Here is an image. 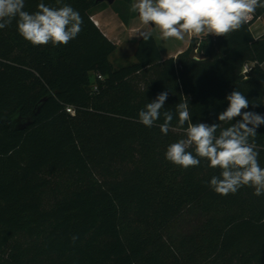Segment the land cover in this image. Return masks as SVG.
Returning <instances> with one entry per match:
<instances>
[{"label": "trees", "instance_id": "16d2710c", "mask_svg": "<svg viewBox=\"0 0 264 264\" xmlns=\"http://www.w3.org/2000/svg\"><path fill=\"white\" fill-rule=\"evenodd\" d=\"M41 2L73 7L82 31L34 46L15 20L0 29V264H264V195L216 193L209 182L221 170L206 159L188 169L165 159L183 130L161 133L162 115L138 122L164 91L173 127L185 100L193 124L230 126L218 114L234 90L249 100L242 112L264 115V33L252 29L264 8L226 36L192 37L176 56L164 58L153 33L140 37L135 61L114 66L118 45L92 18L108 2L25 0L24 10ZM17 117L31 121L17 128ZM255 143L264 168V124Z\"/></svg>", "mask_w": 264, "mask_h": 264}, {"label": "clouds", "instance_id": "9594fccd", "mask_svg": "<svg viewBox=\"0 0 264 264\" xmlns=\"http://www.w3.org/2000/svg\"><path fill=\"white\" fill-rule=\"evenodd\" d=\"M24 7L25 0H0V29L15 20L19 34L34 46L66 45L82 31L80 13L68 4L50 7L41 2L33 13L25 11ZM257 8H264V0H135L130 5V11L138 13L140 22L153 25L164 40H183L185 34L226 36L247 22ZM138 35L146 41L152 32L140 31ZM167 98V91L159 93L138 113V122L146 127L154 126L162 115L163 123L159 128L165 135L170 130H183L184 138L167 147L165 159L184 169L198 166L201 158L206 159L209 167L221 170L219 176H213L209 182L220 195L235 194L244 186L253 188L256 196L264 195V168L258 163L255 143L264 115L242 112L249 106L247 97L235 90L226 96L229 104L218 114V120L230 124L228 127H221L220 123L193 124L187 100L176 104L178 123L173 127V113L161 112ZM238 116L241 119L232 123Z\"/></svg>", "mask_w": 264, "mask_h": 264}, {"label": "rangeland", "instance_id": "374dc122", "mask_svg": "<svg viewBox=\"0 0 264 264\" xmlns=\"http://www.w3.org/2000/svg\"><path fill=\"white\" fill-rule=\"evenodd\" d=\"M134 2H135V0H131V2L125 1V0H120V1L118 0L112 4L106 3V4L102 5L101 9H108V11L110 13H112V11H114L117 14V16L119 17V19L122 22H124L125 24H128V22L123 21V18H126V17L128 18V20L131 18H135L140 22L139 17H138V13H134V12L130 11V5ZM92 18H93V15H92ZM114 21L116 23V18L114 19ZM117 26H119V25H117ZM120 28H122V25H120ZM144 28H146L148 31H151L156 37H158L160 40H162L160 38V35H159V30L156 29L153 25H144ZM252 29H253V31L257 37L260 36L261 34H263L264 33V20L261 18H257L252 24ZM121 30L122 29H120V31ZM205 35H209V34H201L200 36L193 35V37L201 38ZM187 37H188V34H185L183 40H177L175 38H171L169 43H171V46L173 48L175 46L183 44ZM136 47H137V41L135 40V38H132V37L121 38L116 52L111 55V60L114 64V66H119V65L134 62L135 61ZM196 56L201 57V54L197 53Z\"/></svg>", "mask_w": 264, "mask_h": 264}, {"label": "crops", "instance_id": "0c3cea01", "mask_svg": "<svg viewBox=\"0 0 264 264\" xmlns=\"http://www.w3.org/2000/svg\"><path fill=\"white\" fill-rule=\"evenodd\" d=\"M115 18H116L117 24L114 21ZM93 19L96 22V24L101 28V30L112 41L117 43V45H119L121 38L132 37V38H135L136 41H138V39L141 37L138 35V33L140 31H148L146 28H144V25L140 23L137 19L131 18L128 20V24H125L119 19V17L114 11L110 13L108 9H98L94 11ZM120 25H122V28H120ZM120 29L122 30L120 31ZM192 37L193 35L188 34V37L185 39V42L183 44H180L173 48L171 46V43H169L171 38L167 40H164V39L160 40L158 37H156V39H157L162 56L164 58H167L170 56H176L181 51L186 49L189 46Z\"/></svg>", "mask_w": 264, "mask_h": 264}, {"label": "built area", "instance_id": "2783aa9c", "mask_svg": "<svg viewBox=\"0 0 264 264\" xmlns=\"http://www.w3.org/2000/svg\"><path fill=\"white\" fill-rule=\"evenodd\" d=\"M252 17H253V15L251 14V16L249 17V19H248L247 21H250V20L252 19ZM252 66H253V63H246V64L244 65L243 72H244V73H247V72L252 68ZM95 77H96V79H95V82L93 83V89H94L95 91H97V90H98V80H103L104 77H103V75H101V74H95ZM66 110H67L68 112L72 113V114L75 113L74 108L71 107V106H68V107L66 108Z\"/></svg>", "mask_w": 264, "mask_h": 264}, {"label": "water", "instance_id": "95a60500", "mask_svg": "<svg viewBox=\"0 0 264 264\" xmlns=\"http://www.w3.org/2000/svg\"><path fill=\"white\" fill-rule=\"evenodd\" d=\"M98 1H101V2L106 1L109 4H112L116 0H98ZM39 110H40V107H38L35 112L37 113V112H39ZM30 121H31V118L30 117H27L25 119H22L20 117H17V118H14L13 119V123L16 125L17 128H24V127H26V125L29 124Z\"/></svg>", "mask_w": 264, "mask_h": 264}]
</instances>
